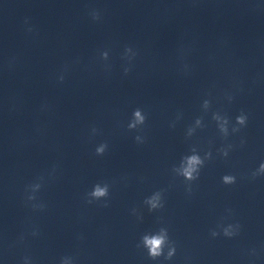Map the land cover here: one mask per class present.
<instances>
[{"label":"clouds","instance_id":"obj_1","mask_svg":"<svg viewBox=\"0 0 264 264\" xmlns=\"http://www.w3.org/2000/svg\"><path fill=\"white\" fill-rule=\"evenodd\" d=\"M92 18L94 20H98L100 18L99 16V12L97 11H93L91 13ZM29 31H31L32 29L29 28ZM127 52L131 51V48H127L126 50ZM103 58L107 59L108 57V53L104 52L103 54ZM187 67V66H185ZM125 72H128V69H125ZM60 81L62 82L64 77L63 75H61L59 77ZM229 101H231L232 97L228 96ZM211 106V101L205 99L203 101V109L205 111H207ZM212 119L217 123V127L220 131V133L226 138L229 134V118L226 115H221L219 112H214L212 115ZM247 120L248 117L247 115L242 111L238 116H236L235 118V123L236 125H238L239 127L234 126L232 128V132H239L241 127L246 126L247 124ZM146 121V116L143 113V111L139 108L135 109L133 111L132 114V119L131 121L128 123V129L129 130H135L137 129L139 126L143 125ZM196 125H198L199 127L202 126V118H197L195 121ZM93 132H96V129H93ZM193 132L192 128H189L188 130V135L190 136ZM137 142H142V138L140 136H136L135 137ZM231 147V146H229ZM107 149V144L106 143H101L97 148H96V154L97 155H103L105 153ZM221 155L224 157L228 156V150L227 149H220L219 150ZM192 154L191 155H186L184 157H182L181 162L179 167H174L173 171L179 175L184 177V179L186 181H188L189 183L192 181H195L199 178V174H200V169L204 166L205 160L210 159L211 158V152H207L205 153L204 157L202 158L197 150L195 148H192L191 150ZM260 174H264V162H262L259 165V168L256 172H254L252 175L255 178L257 175ZM222 182L225 185H231L234 184L236 182V177L233 175H224L222 177ZM31 189V193L30 195L27 196V200L29 201H33L36 199L35 193L40 189L41 185L39 183L33 184L29 186ZM189 192H191V187H189L187 189ZM88 197H90V199L88 200L89 203H92L93 200H101L104 198H107L109 196V185L108 184H100L97 183L93 186V189L90 193L87 194ZM145 204L148 205L149 211H154L158 208H162L163 204H162V193L160 191H157L155 193H153L150 197L146 198L144 201ZM33 209L35 210L36 208L39 209H43L45 207V205L40 204V205H33L32 206ZM218 227L222 228V234L225 237L228 238H232L236 235L239 234V229H240V225L237 224H228L227 226H222V225H218ZM38 232H33L32 235H37ZM211 235L213 237H216L218 235H220V232H217L215 230H213L211 232ZM141 244L142 246L147 249V253L149 258H151L152 260H156L157 258L164 256V258L166 260H170L176 251L175 245L172 241H170L169 236H168V231L166 228L161 227L157 232L155 233H146L142 236L141 238ZM168 248L167 254H164V250L165 248ZM24 264H31V260L29 257H25L24 258ZM60 264H72V257L70 256H65L61 258Z\"/></svg>","mask_w":264,"mask_h":264}]
</instances>
